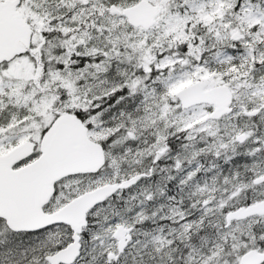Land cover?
I'll use <instances>...</instances> for the list:
<instances>
[{"label":"snow or ice","instance_id":"snow-or-ice-1","mask_svg":"<svg viewBox=\"0 0 264 264\" xmlns=\"http://www.w3.org/2000/svg\"><path fill=\"white\" fill-rule=\"evenodd\" d=\"M0 264H264V0H0Z\"/></svg>","mask_w":264,"mask_h":264}]
</instances>
